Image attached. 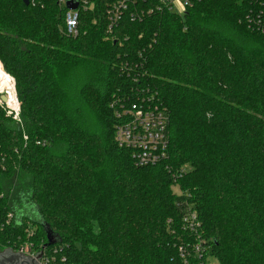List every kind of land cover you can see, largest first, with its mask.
<instances>
[{"label":"trees","instance_id":"1","mask_svg":"<svg viewBox=\"0 0 264 264\" xmlns=\"http://www.w3.org/2000/svg\"><path fill=\"white\" fill-rule=\"evenodd\" d=\"M112 1L79 0L70 34L67 0H0L20 101L19 118L0 102V215L14 212L0 252L37 227L69 264H170L189 198L219 264H264V0H135L109 30ZM136 91L170 115L160 165L115 141L111 101ZM166 165L185 169L184 195ZM26 194L41 218L17 211Z\"/></svg>","mask_w":264,"mask_h":264},{"label":"built area","instance_id":"2","mask_svg":"<svg viewBox=\"0 0 264 264\" xmlns=\"http://www.w3.org/2000/svg\"><path fill=\"white\" fill-rule=\"evenodd\" d=\"M195 1L197 0H158L156 8L183 13ZM131 2L135 0H113L109 4L106 10L109 30L120 22ZM142 14L144 11L140 9L132 11L134 17H140ZM259 15L260 13L253 11L251 21L262 25ZM66 23L68 32L77 34L78 8H70L67 11ZM3 93H5L4 90L0 89V102L6 106L9 114L19 118L20 101L18 108H13L8 105L7 101L2 100ZM110 105L115 119V141L119 147L132 152L137 166L164 163L169 155L170 115L166 107L155 100L154 96L144 95L139 91L135 94L117 95ZM166 169L172 173L174 186H178V178L185 175V169L172 172L171 165H166ZM177 193L184 195L180 189ZM2 196L3 194L0 193V197ZM13 219L14 212L12 211L8 212L6 217L0 215V234L12 223ZM182 226L186 233L179 235V240L175 243V255L170 264H219L218 258L212 252L211 241L204 233L199 213L189 198H185L184 201ZM36 231L37 227L28 228L26 239L17 247L3 249L0 264H69L67 256L61 253V248L56 246L50 248L41 240L36 241Z\"/></svg>","mask_w":264,"mask_h":264},{"label":"bare ground","instance_id":"3","mask_svg":"<svg viewBox=\"0 0 264 264\" xmlns=\"http://www.w3.org/2000/svg\"><path fill=\"white\" fill-rule=\"evenodd\" d=\"M0 86L2 90L7 91L8 100L7 103L13 108H18L19 100L15 89V81L7 72L0 68Z\"/></svg>","mask_w":264,"mask_h":264},{"label":"rangeland","instance_id":"4","mask_svg":"<svg viewBox=\"0 0 264 264\" xmlns=\"http://www.w3.org/2000/svg\"><path fill=\"white\" fill-rule=\"evenodd\" d=\"M0 63L2 64L1 61H0ZM2 66H1V68H3ZM3 70L6 72L5 69H3ZM10 76H12V75H10ZM2 88H3V86L2 87L0 86V89H2ZM4 92L7 94L6 90ZM174 188L176 189V191H178V189H180V188H178V186H174ZM17 211H19V214L25 213V214H27V215L31 216L32 218H35V219L41 218V215H40L39 210H38V205L30 198V194H26V196H24L22 198V202L19 203V205L17 207ZM2 252L3 251L0 252V260L2 258V256H1Z\"/></svg>","mask_w":264,"mask_h":264},{"label":"water","instance_id":"5","mask_svg":"<svg viewBox=\"0 0 264 264\" xmlns=\"http://www.w3.org/2000/svg\"><path fill=\"white\" fill-rule=\"evenodd\" d=\"M24 2L26 4H29L30 3V0H24ZM67 5H68L69 8L75 9L79 5V0H67ZM1 98H2L3 101H7L8 100V95L6 93H3L2 96H1ZM48 238H49L48 245L53 244L54 241H55L54 240V236L51 235V234H49L48 235Z\"/></svg>","mask_w":264,"mask_h":264},{"label":"flooded vegetation","instance_id":"6","mask_svg":"<svg viewBox=\"0 0 264 264\" xmlns=\"http://www.w3.org/2000/svg\"><path fill=\"white\" fill-rule=\"evenodd\" d=\"M0 262H1V260H0Z\"/></svg>","mask_w":264,"mask_h":264}]
</instances>
